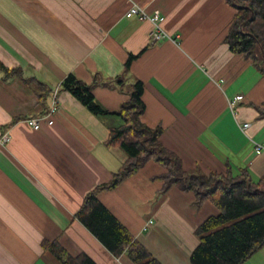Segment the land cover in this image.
Segmentation results:
<instances>
[{
    "label": "crops",
    "instance_id": "0c3cea01",
    "mask_svg": "<svg viewBox=\"0 0 264 264\" xmlns=\"http://www.w3.org/2000/svg\"><path fill=\"white\" fill-rule=\"evenodd\" d=\"M132 3L160 12L164 38H152L150 21L125 18ZM234 14L229 0H0V137L10 136L0 146V264H60L43 240L96 264H134L126 252L114 257L75 218L126 156L105 144L122 119L93 115L62 91L69 74L109 112L140 81L141 121L162 129L161 145L184 171L224 174L229 166L264 175V153L253 145L264 144V75L224 42ZM236 96L242 101L231 110ZM27 118L41 119V128L32 130ZM165 173L149 161L98 199L161 264H190L195 229L218 212L209 202L196 208L192 192L164 191L156 178ZM245 264H264V246Z\"/></svg>",
    "mask_w": 264,
    "mask_h": 264
},
{
    "label": "trees",
    "instance_id": "16d2710c",
    "mask_svg": "<svg viewBox=\"0 0 264 264\" xmlns=\"http://www.w3.org/2000/svg\"><path fill=\"white\" fill-rule=\"evenodd\" d=\"M229 2L235 14L224 42L232 53L250 59L264 75V0ZM133 58L129 56L126 67ZM61 88L93 115L116 114L123 122L119 127L110 128L105 144L122 150L126 160L107 183L96 186L85 196L75 214L114 257L126 252L134 264H161L98 199L101 191L115 189L149 161H156L166 170L156 178L163 182L164 191L176 186L181 191L192 192L196 208L209 202L218 212L195 229L197 244L190 255V264H245L264 246V175L254 179L247 168L232 170L229 166L224 174L184 171L179 158L161 145L162 129L150 128L141 121L145 106L140 81L133 84L127 93L128 99L116 112L102 109L91 87L73 74L64 78ZM259 112L264 115V109L259 108ZM41 247L60 264H96L85 253L72 256L57 241L43 240Z\"/></svg>",
    "mask_w": 264,
    "mask_h": 264
},
{
    "label": "built area",
    "instance_id": "2783aa9c",
    "mask_svg": "<svg viewBox=\"0 0 264 264\" xmlns=\"http://www.w3.org/2000/svg\"><path fill=\"white\" fill-rule=\"evenodd\" d=\"M133 16L138 17L140 20H148L154 25V32L152 33V38L154 40L162 39L166 36L165 32L161 28V22L163 21V17L161 16L160 12L155 10L151 15L147 14L145 10L140 8L135 3H132L131 8L125 13V18L129 19ZM242 101V96H236L233 101H230L229 106L232 110L234 105L238 102ZM57 111V99L54 94V99L52 102V106L49 112V115L45 122L47 125H52L53 121L49 119L51 116H53ZM26 124L32 128V130H39L41 128V119H35V118H27ZM250 127L249 123H245L242 126V131H247V129ZM10 142V136L7 132L3 133L0 137V146H6ZM255 153L260 154L264 153V144H259L256 142H253ZM152 224V221H148V223L144 226V229L146 230L149 225Z\"/></svg>",
    "mask_w": 264,
    "mask_h": 264
},
{
    "label": "water",
    "instance_id": "95a60500",
    "mask_svg": "<svg viewBox=\"0 0 264 264\" xmlns=\"http://www.w3.org/2000/svg\"><path fill=\"white\" fill-rule=\"evenodd\" d=\"M236 5V4H235ZM236 6H238V5H236ZM253 18V14L251 15V17L249 18V20H251Z\"/></svg>",
    "mask_w": 264,
    "mask_h": 264
},
{
    "label": "rangeland",
    "instance_id": "374dc122",
    "mask_svg": "<svg viewBox=\"0 0 264 264\" xmlns=\"http://www.w3.org/2000/svg\"><path fill=\"white\" fill-rule=\"evenodd\" d=\"M262 66L264 67L263 63H262ZM197 172V171H196Z\"/></svg>",
    "mask_w": 264,
    "mask_h": 264
}]
</instances>
